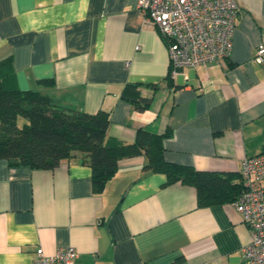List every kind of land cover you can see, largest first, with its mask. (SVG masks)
<instances>
[{
  "label": "crops",
  "instance_id": "0c3cea01",
  "mask_svg": "<svg viewBox=\"0 0 264 264\" xmlns=\"http://www.w3.org/2000/svg\"><path fill=\"white\" fill-rule=\"evenodd\" d=\"M137 1L0 0V62H10L12 85L108 113V139L130 145L139 128L167 132L166 162L239 176L264 147V65L252 61L264 0H235L229 58L175 79L167 42L144 24ZM128 85L151 98L148 109L122 99ZM145 165L143 155L119 160L96 194L79 153L53 170L0 160V264L69 246L78 264H241L250 232L232 204L199 207L194 188Z\"/></svg>",
  "mask_w": 264,
  "mask_h": 264
},
{
  "label": "trees",
  "instance_id": "16d2710c",
  "mask_svg": "<svg viewBox=\"0 0 264 264\" xmlns=\"http://www.w3.org/2000/svg\"><path fill=\"white\" fill-rule=\"evenodd\" d=\"M11 78L10 62H0V160L10 166L53 170L79 153L91 168L94 193L101 194L119 160L143 155L144 168L165 175L167 184L180 182L194 188L199 207L231 203L243 191L234 182L237 174L197 171L166 162L167 132L155 135L139 128L132 144H121L106 137L108 113L86 114L54 105L37 92L18 90ZM121 97L139 111L148 109L151 100L140 96L138 85L126 86Z\"/></svg>",
  "mask_w": 264,
  "mask_h": 264
},
{
  "label": "built area",
  "instance_id": "2783aa9c",
  "mask_svg": "<svg viewBox=\"0 0 264 264\" xmlns=\"http://www.w3.org/2000/svg\"><path fill=\"white\" fill-rule=\"evenodd\" d=\"M136 10L144 24L166 40L171 79L184 69L223 61L231 54L235 0H138ZM252 61L264 65V41ZM237 182L243 191L231 204L250 232V242L241 249V264H264V153L242 161ZM77 258L71 246L54 254L40 248L30 264H78Z\"/></svg>",
  "mask_w": 264,
  "mask_h": 264
}]
</instances>
